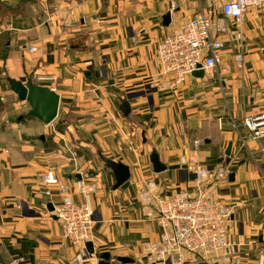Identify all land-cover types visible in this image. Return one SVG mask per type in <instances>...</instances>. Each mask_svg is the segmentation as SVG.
Masks as SVG:
<instances>
[{"label":"crops","instance_id":"crops-1","mask_svg":"<svg viewBox=\"0 0 264 264\" xmlns=\"http://www.w3.org/2000/svg\"><path fill=\"white\" fill-rule=\"evenodd\" d=\"M224 1L0 0L12 5L7 16H0V79L25 84L55 77L37 85L59 96L58 113L77 107L73 112L81 124L61 131L53 122L45 125L28 116L13 125L8 112L18 104L6 109L1 99L0 264H99L102 253H109L110 264H147L142 245L156 240L160 228L141 221L139 192L146 181L162 185L166 194L190 191L192 178L179 159L195 141L201 143V163L231 168L233 179L229 174L216 199L233 207L228 230L243 242L242 264H264L262 142L240 145V136L247 134L241 119L264 112V8L246 14L241 43L230 35L223 38L224 71L190 76L171 90L152 86L158 73L157 43L200 10L220 15ZM168 12L166 27L162 17ZM239 45L242 68L234 61ZM122 100L129 104L127 116L119 109ZM74 140L83 153H93L90 163L81 164L77 154V162L66 158L62 145ZM152 154L164 172H153ZM100 155L128 166L125 189H113L114 176ZM48 170L78 202L83 198L75 190L77 174L97 184L88 198L94 210L93 253L87 250L82 263L75 261L79 249L64 238L60 222L48 210L51 201L41 193V177ZM117 257L129 261H115Z\"/></svg>","mask_w":264,"mask_h":264},{"label":"built area","instance_id":"built-area-1","mask_svg":"<svg viewBox=\"0 0 264 264\" xmlns=\"http://www.w3.org/2000/svg\"><path fill=\"white\" fill-rule=\"evenodd\" d=\"M263 8L264 0H225L219 7L220 15L200 10L190 21L174 28L156 45L154 65L158 73L152 80L153 88L174 89L198 70L205 74L224 71L223 38L230 35L241 43V25L246 14L251 9ZM174 9L172 4L171 11ZM238 50L234 61L242 68V45ZM30 52H35V48L31 47ZM55 80L53 76L37 78L38 82ZM241 123L247 132L246 136H240L241 147L249 140L262 141L264 152V112L244 116ZM200 145L195 141L190 153L179 159L181 167L192 178L190 191L166 194L162 185L146 181L139 192L141 221L155 223L160 228L156 240L142 245L141 253L147 264H242L239 249L243 242L231 238L228 230L233 207L216 199V191L227 181L231 168L228 164L201 163L197 156ZM70 154L75 160V154ZM41 185V193L51 201L52 214L60 222L64 238L79 249L75 261L82 263L86 244L94 240V210L88 198L97 190V184L88 183L84 178L76 180L75 190L83 198L79 202L54 171L43 174Z\"/></svg>","mask_w":264,"mask_h":264},{"label":"water","instance_id":"water-1","mask_svg":"<svg viewBox=\"0 0 264 264\" xmlns=\"http://www.w3.org/2000/svg\"><path fill=\"white\" fill-rule=\"evenodd\" d=\"M170 23L171 14L168 12L162 17V25L167 27ZM198 68H200V66H198ZM191 75L196 78H203L204 72L202 70H198L194 71ZM6 81L11 91L16 95L17 99L19 101L28 103L30 107V110L27 114L28 116L38 119L45 125H50L56 119L59 107V96L53 90L47 87L35 85L31 80L23 84L16 79L8 77ZM119 109L125 116H127L130 111L128 102L122 100ZM228 153L229 150L227 151V154ZM100 159L103 161L105 166L111 170L114 176L115 185L113 189H117L119 187L125 189L128 186V180L130 177L128 166L122 164L121 162L110 160L102 155H100ZM150 162L152 164L154 173L159 174L165 171V166L160 163L157 155L152 154L150 157ZM229 177L230 180L233 179V175L230 174ZM75 178L79 180L81 179V176L77 174ZM48 210L53 212V207L51 204L48 205ZM86 248L89 253H93L92 243H87ZM110 260L111 258L109 253H102L99 256V264H110ZM114 260L121 263L129 261L125 257H117Z\"/></svg>","mask_w":264,"mask_h":264},{"label":"rangeland","instance_id":"rangeland-1","mask_svg":"<svg viewBox=\"0 0 264 264\" xmlns=\"http://www.w3.org/2000/svg\"><path fill=\"white\" fill-rule=\"evenodd\" d=\"M11 7H12V5H8V3L0 4V16H2V17L7 16L9 14V12L12 11ZM5 8H6V10L3 11ZM33 83L35 85L38 84V82H33ZM5 90L9 91V93L7 95H5V93H4ZM2 98L4 99V101L3 100L2 101L6 105V109L11 108V106L13 104H18L16 106V109H14L13 112H10V113L8 112V114L11 116V117L10 116L9 117H10L11 122H13V125H14V123L15 124L18 123L19 120H20V122L21 121L25 122L26 120L29 119V117L27 115L29 110H30L28 103L27 102H19L17 100L16 95L10 90V87H9L5 78L0 79V105L2 104L1 103ZM73 108L78 109L77 107H73ZM74 109H69L68 112L64 115H62L61 112L58 113L56 119L53 121V128L56 127L57 129H59L61 131L62 130L65 131L66 129H68V127H73L75 130H77L76 127L81 125L80 122L78 121V120H80V118H78V116H80V115L74 116V112H73ZM0 110H2V107H0ZM86 147L87 146H85V148ZM80 148H81V146L79 144V140H74L70 144L65 143L64 145H62L61 149H63L66 152V156H67L66 158L71 157L72 155L70 154V152H73L75 154V161L76 162H77V156H76V154H77L79 157V160L81 159V164L90 163L89 160L92 161L91 158H93V156H92L93 153H90L88 150L84 151V153H83V150ZM94 148H95L94 150H98L97 146H94ZM88 154L91 157L88 156ZM75 161L73 162V166L77 167V163ZM78 168H79V163H78ZM79 174H81V173H79ZM83 178H84V176H83Z\"/></svg>","mask_w":264,"mask_h":264},{"label":"trees","instance_id":"trees-1","mask_svg":"<svg viewBox=\"0 0 264 264\" xmlns=\"http://www.w3.org/2000/svg\"><path fill=\"white\" fill-rule=\"evenodd\" d=\"M0 4H4L3 2H1ZM7 8V7H6ZM6 8L3 10V11H5L6 10Z\"/></svg>","mask_w":264,"mask_h":264}]
</instances>
